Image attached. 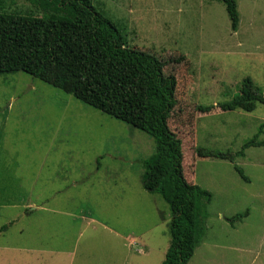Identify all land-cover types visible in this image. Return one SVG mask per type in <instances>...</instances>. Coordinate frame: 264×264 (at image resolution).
<instances>
[{
    "label": "rangeland",
    "instance_id": "obj_1",
    "mask_svg": "<svg viewBox=\"0 0 264 264\" xmlns=\"http://www.w3.org/2000/svg\"><path fill=\"white\" fill-rule=\"evenodd\" d=\"M3 2L9 13L31 9L22 0ZM236 2L239 25L233 32L224 5L217 1H92L129 47L148 54L176 51L189 59L179 76L183 113L171 126L188 134L199 116L192 139L181 138L186 151L190 144L235 154L264 125L263 104L251 113L195 111L231 101L246 78L264 96V0ZM61 39L57 32L48 38L56 46ZM51 52L52 45L47 55ZM259 140H264V127ZM153 153L154 143L146 134L73 96L24 73L0 75V161H6L0 166V228L20 212L34 214L7 232L0 230V244L15 240L23 229V242L55 248L56 232L44 228L54 221L40 216L71 212L94 221L87 225L77 218L70 231L60 230L74 250L75 264H99L101 259L103 264H161L164 233L170 241V211L159 195L141 185L143 161ZM184 161L185 179L212 196L204 237L187 264H264V147L245 150V157H236L233 164L192 161L188 154ZM246 211L248 216L231 229L226 220ZM103 225L135 237L133 245L111 243ZM139 242L149 246H143L141 255Z\"/></svg>",
    "mask_w": 264,
    "mask_h": 264
},
{
    "label": "trees",
    "instance_id": "obj_2",
    "mask_svg": "<svg viewBox=\"0 0 264 264\" xmlns=\"http://www.w3.org/2000/svg\"><path fill=\"white\" fill-rule=\"evenodd\" d=\"M22 1L31 7L28 14L6 12L7 5L0 0V75H29L153 141L154 153L142 164L141 185L148 193L159 195L170 211V241L161 264H187L204 237L206 209L212 196L185 179L184 158L188 154L192 161L214 159L233 164L236 157H245V150L264 147V140H259L264 125L238 153L190 144L186 151L181 138L192 139L199 116L193 119L188 134L171 128L173 120H180L183 113L178 93L179 76L190 65L185 55L176 51L148 54L129 47L111 20L95 9L93 0ZM209 1L224 5L231 30L236 32V0ZM56 32L63 37L58 46L48 40ZM50 45L52 52L47 55ZM113 94L117 96L110 102ZM258 104L264 105V96L246 78L240 94L231 101L197 106L195 111L198 115L213 110L251 113ZM234 170L249 182L241 168L234 165ZM247 216L248 211L236 214L228 222L234 226Z\"/></svg>",
    "mask_w": 264,
    "mask_h": 264
},
{
    "label": "crops",
    "instance_id": "obj_3",
    "mask_svg": "<svg viewBox=\"0 0 264 264\" xmlns=\"http://www.w3.org/2000/svg\"><path fill=\"white\" fill-rule=\"evenodd\" d=\"M5 165H6V161H4L3 165L0 161V166H5ZM26 208H29V207L27 206ZM33 215L34 214L31 211L28 212L27 210H25L24 212H20L14 217L9 218L7 220L6 226H4L3 228H0V230L4 229L7 232L9 231V229L11 230L13 228L15 222H18L25 218L32 217ZM49 215L50 216L45 215V216H40V217H49L51 219L46 218V220L54 221V225L47 224L46 226H44V228L48 227L51 230L53 229L56 232V244H55L56 247L54 248L52 245H42L41 247L30 246L29 243L23 242L24 230L20 229L18 232H16L15 240H7L5 241L4 244H0V264H75L73 260L74 250L73 248L70 249V247L65 244L66 238L65 237L62 238L60 236V230L64 228L65 232L70 231L72 223H76L77 218L80 219L81 223L86 222L87 225H89L88 222L93 223L94 221L91 220L90 217L76 216L72 214L71 212L56 211L55 213H52ZM228 219L226 220V222L228 223L231 229H234L235 227H237V224L232 226L228 222ZM38 228H41V227H38ZM103 228L106 231L107 235L110 237L111 243L115 244L120 240L125 243L127 242L129 246L133 245L135 237H133L132 235L121 234L120 232L112 228H109L105 225H103ZM165 239H167V236L164 233L162 244H164V247H165L164 252L166 253V249L169 246V241L167 242V240ZM62 241L64 242V245L61 244V247L63 248H61L60 245H58ZM125 243L122 246H125ZM142 244L145 247L148 246L145 242H143ZM137 245L139 246L137 255L144 254L145 251L143 250V246L140 244V242L137 243ZM99 264H103L102 259ZM109 264H112V263H109ZM123 264H126V263H123Z\"/></svg>",
    "mask_w": 264,
    "mask_h": 264
}]
</instances>
